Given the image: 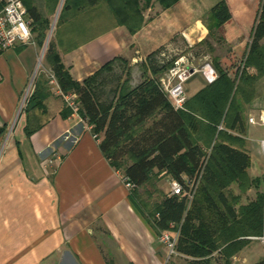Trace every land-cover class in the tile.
Returning <instances> with one entry per match:
<instances>
[{"label": "crops", "instance_id": "crops-1", "mask_svg": "<svg viewBox=\"0 0 264 264\" xmlns=\"http://www.w3.org/2000/svg\"><path fill=\"white\" fill-rule=\"evenodd\" d=\"M214 2L179 0L164 8L153 0L143 10V24L135 33L126 25H117L86 42L58 39L57 50L80 82L106 61L128 62L124 81L133 88L143 80L151 53L159 51L156 58L162 59L166 50L170 58L163 60L183 57L189 64L190 58H196L187 53L176 56L178 49L173 44L163 50L161 46L176 34L185 38L188 49L202 46L203 40L210 39L204 15ZM153 10L156 12L151 15ZM221 31L224 36V28ZM223 42L229 46L227 54L235 44ZM43 50L35 40L0 54V128H4L0 134V264L192 261L178 252L179 257L170 261L168 246L132 201L133 191L122 180L124 170L105 156L100 139L88 125L72 117L51 79L43 103L29 105L40 73L48 78L52 73L48 63L40 68ZM140 61L146 64L137 77L134 65ZM148 73L153 75L150 69ZM202 78L206 85L213 82L204 73ZM196 87L192 92L186 87L187 100L205 86ZM258 138L248 141L257 142L259 147ZM52 153L55 164L48 166L45 157ZM261 259L264 257L249 264Z\"/></svg>", "mask_w": 264, "mask_h": 264}, {"label": "trees", "instance_id": "trees-1", "mask_svg": "<svg viewBox=\"0 0 264 264\" xmlns=\"http://www.w3.org/2000/svg\"><path fill=\"white\" fill-rule=\"evenodd\" d=\"M103 1L108 4V21L98 25L91 12L99 0H65L56 41L86 42L117 25H126L135 33L143 24V10L153 3V0ZM158 1L168 8L179 0ZM26 7L35 24L46 21L36 6ZM204 23L210 36L214 28L220 31L224 28L220 40L235 46L225 56L215 58L218 77L189 98L185 109H176L158 82V77L174 65L173 59H154L159 51L148 56L149 68L137 86L130 88L127 80L122 82L120 76L116 77L118 84L108 99L103 97L104 88L114 79L101 76L105 65L80 82L63 63L56 41L49 44L45 55L61 89L79 95L80 115L92 125L105 156L116 168L123 169L131 182L141 187L153 174L161 173L184 185L186 179L199 180L191 202L168 195L153 212H147L135 195L136 190L131 193L138 210L160 236L165 231L178 233L176 252L192 258L194 264H208L215 252L224 249H230L228 255H232L249 236L261 235L264 214L262 197L239 212L226 191L236 180H247V186H251L247 177L251 155L246 142L235 133L244 124L237 98L243 95L251 102L252 92L246 91L245 86L264 76V0H215ZM84 24L90 27L87 36L90 38L83 41L71 29ZM45 37L44 31L38 38L35 36L40 47ZM201 45L213 50L209 39ZM242 59L245 69L238 78L239 70L234 67ZM106 65L108 72L113 71V61ZM247 68L256 69L257 75L251 76ZM49 87V78L41 72L29 105L43 103ZM68 111L72 113L70 108ZM3 131L0 128V134ZM254 264H264V259Z\"/></svg>", "mask_w": 264, "mask_h": 264}, {"label": "rangeland", "instance_id": "rangeland-1", "mask_svg": "<svg viewBox=\"0 0 264 264\" xmlns=\"http://www.w3.org/2000/svg\"><path fill=\"white\" fill-rule=\"evenodd\" d=\"M24 2L26 6H36L41 12V14L44 16V18L46 19V21L41 24H35L33 19L28 14V19L32 23L34 36L38 38L40 32L42 31H44L46 35L44 43L41 46L42 49H46L44 52V56L40 60V68L43 69V65L47 63V59L45 55L49 47V44L52 41L53 42L56 41L58 20L61 15L62 9L64 7L65 0H24ZM82 3H84V1ZM241 6L244 7L245 3H243ZM155 12L156 11L153 10L150 13L151 15H154ZM92 13H94L98 25H100L101 22L108 21V4L105 3V1L103 0H99L98 4L95 7V10L91 12V14ZM88 16H92V15H88ZM207 16L208 13L204 15V19H206ZM89 29H90L89 25L84 24L72 28L71 30L74 33H76L78 39L84 41L86 40V38H90L87 37L90 34V32L88 31ZM87 31L88 33H85ZM221 33L222 32L220 31V29L217 28H214L212 30V34L209 39L210 44L213 47L212 51H209V49L205 46L203 47L197 46L193 50L188 49L187 46L188 42L185 40V38L181 36V34H176L174 38L168 39L161 46L162 49L163 47H165V45L173 44L175 48L178 49L176 56L183 53H187V55H195L196 57L195 59L190 58L191 61L190 64L191 66L200 69V72L196 73L194 77L191 78V80L187 81L186 87L190 88V92H192L193 89L197 88L196 86L199 87L206 86V82H204L202 78L201 69L203 68V66L207 64H211L214 67L215 58L217 59L221 58L228 51L229 46L226 43L224 44V42L220 40ZM173 54L175 56L174 52ZM153 58L155 59L156 56H153ZM106 64H108V61H106V63L104 64L105 69L103 70V74L101 76L106 77L108 80V75H109V76H113L114 79L113 81L111 79L109 84H107V86L104 88L103 97L105 99H108V97H110L109 94L111 93V90L114 89L118 84L116 77L120 76L122 78V82H124V80L128 77V70L130 69V66H128V62L123 64L121 63V61H115L112 65L113 71L108 72V68L106 67L107 66ZM144 64L146 63L140 61L139 63L134 65L136 66L135 75L137 77L142 75V72L144 70ZM148 65H149V59H148ZM168 69H166L164 73ZM234 69L239 70L238 72V78H239L242 71L245 69L244 59L239 60L235 65ZM247 72H249V74L253 77H255L258 73V71L254 68H247ZM231 74L233 76H237L235 75L236 73L231 72ZM245 88L246 91L250 90L252 92V94L249 96H253L252 98L254 99L251 102H247L246 97L244 98L243 95H238L237 99L241 107L240 109L243 116L244 124L243 126L238 127L235 133L236 135H239L246 142V148L248 149L251 158H253L254 160L252 161L251 159V165L247 171L248 181L249 184H251V186L250 187L247 186V180L246 181L236 180L232 182L226 190L229 198L234 203V205L236 206L239 212H242L243 208L252 205L260 197H262L264 201V158L261 154L258 145L256 144L257 142L251 140L250 142L248 141V139L251 137H260L262 134V130L261 127L259 126L247 124V117L249 114L258 115L261 110H264V76H261L255 79L254 81L250 82V85L248 86L247 84ZM246 96H248V92ZM252 144H255L256 146L252 147ZM206 151L209 152L210 148H206ZM171 186H172L171 179L165 174L161 173V174H153L151 180L148 183H146L141 187H137L134 190H136L135 195H137L138 200L143 205H145L147 212H153L156 209L157 205L161 202V200L165 196H168L171 193ZM263 218H264V214H263ZM252 237L254 236H249L248 237L249 240L243 242V246L237 251L233 252L232 255H228V251L230 249L228 251L224 249L225 251L215 252L214 256L211 257V260L208 264H249L264 257L263 243L260 240L254 239ZM223 247L224 246H222V248ZM178 257L179 256L177 254H173L171 255L172 259H170V261L173 262L175 261V258ZM179 262L181 264H194L190 259H185V258H182L181 260H179Z\"/></svg>", "mask_w": 264, "mask_h": 264}, {"label": "built area", "instance_id": "built-area-1", "mask_svg": "<svg viewBox=\"0 0 264 264\" xmlns=\"http://www.w3.org/2000/svg\"><path fill=\"white\" fill-rule=\"evenodd\" d=\"M3 2V8L0 10V54L11 48H15L19 45L34 44L35 36L32 29V23L28 19V10L23 0H0ZM169 51H162L161 57L169 59ZM202 73L206 75L208 81L212 82L218 74L215 73L214 67L211 64L203 66ZM200 72V69L191 66L186 62L183 57L174 61V65L169 68L165 73L158 77V82L167 94L168 99L176 109H185L187 102L186 83L196 73ZM213 75V76H211ZM51 83L57 88L58 93L65 100L66 105L72 110V117L79 119L88 125V128L92 130V125L80 115L81 103L79 101V95L76 92L65 93L52 72L49 74ZM3 77L0 74V82ZM248 124L261 127L262 134L258 138L259 148L264 158V110H261L258 115L250 114L247 119ZM223 129V126H220ZM94 137L98 138L96 134ZM55 153L45 157L48 166H54ZM201 178V175H200ZM126 187L130 190L136 189L138 186L131 182L126 175L122 178ZM171 193L169 195H178L179 197L186 198L189 202L192 201L196 192L198 181L186 179V184H182L176 180L171 179ZM177 232L165 231L161 234V241L169 248L170 256L176 253ZM260 240L264 245V219H263V232L260 236L252 237Z\"/></svg>", "mask_w": 264, "mask_h": 264}, {"label": "water", "instance_id": "water-1", "mask_svg": "<svg viewBox=\"0 0 264 264\" xmlns=\"http://www.w3.org/2000/svg\"><path fill=\"white\" fill-rule=\"evenodd\" d=\"M47 42H48V40H47ZM46 45H47V44H46ZM45 50H46V49H44V51H43L42 57L44 56V52H45Z\"/></svg>", "mask_w": 264, "mask_h": 264}]
</instances>
